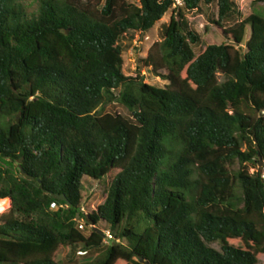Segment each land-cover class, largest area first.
I'll return each mask as SVG.
<instances>
[{
	"label": "trees",
	"instance_id": "1",
	"mask_svg": "<svg viewBox=\"0 0 264 264\" xmlns=\"http://www.w3.org/2000/svg\"><path fill=\"white\" fill-rule=\"evenodd\" d=\"M212 1L37 0L29 11L0 0V264H71L77 252L95 254L82 264L258 263L264 17L217 0L211 22L226 40L195 54L186 13ZM168 11L140 60L166 83L126 76L121 38ZM111 103L129 116L103 112ZM85 176L106 182L89 213Z\"/></svg>",
	"mask_w": 264,
	"mask_h": 264
},
{
	"label": "rangeland",
	"instance_id": "2",
	"mask_svg": "<svg viewBox=\"0 0 264 264\" xmlns=\"http://www.w3.org/2000/svg\"><path fill=\"white\" fill-rule=\"evenodd\" d=\"M26 5L29 11L36 8L37 0H22ZM132 2H137L138 0H129ZM237 9L240 12V18H245L250 15L252 12H258L261 16L264 17V3H254L252 0H232ZM217 0H213L211 4L205 5L201 4L198 10H193L186 13V17L190 26L200 35L201 42L200 45L194 47L195 54H198L200 51L205 49L209 44H220L226 40L222 33V28L214 25L211 22V19H217ZM171 15V11H168L159 22H157L150 30L147 32H129L121 38V43L123 46V67L122 71L126 76H135L138 71L144 75V80L146 83L154 85L156 87H162L166 81L161 79V77L154 76L151 74L147 68L143 67L140 63L142 58H145L149 48L156 41H159L161 38V24L167 22ZM250 34V29L247 28L245 35V40L248 39ZM219 82H222L225 78L221 75H217ZM103 112L108 113H119L124 116H129L127 109L120 104L111 103L103 107ZM264 165L263 161H259L257 167ZM250 171H253L250 168ZM106 182L104 180H94L89 177H83L82 179V206L85 213H89L92 210L96 211L98 205H100L105 198ZM10 208L9 204H0V215L6 212ZM100 228L108 229V226L100 222ZM85 233H89L87 228ZM111 240L107 242L110 243ZM212 247L218 249L219 245L217 243L212 244ZM69 252V249H62L61 252L57 255V260L68 261V256L66 255ZM95 254L92 253H83L77 252L75 255L74 262L71 264H82L86 261L93 259ZM257 264H264V255L259 257Z\"/></svg>",
	"mask_w": 264,
	"mask_h": 264
},
{
	"label": "built area",
	"instance_id": "3",
	"mask_svg": "<svg viewBox=\"0 0 264 264\" xmlns=\"http://www.w3.org/2000/svg\"><path fill=\"white\" fill-rule=\"evenodd\" d=\"M82 210L84 211L83 208H82ZM78 228L81 229V230L85 229V224H84L83 221L78 223ZM104 232H105V238L107 239V240L105 239V242H106V241H108L109 238H111V233L108 230L104 231Z\"/></svg>",
	"mask_w": 264,
	"mask_h": 264
},
{
	"label": "water",
	"instance_id": "4",
	"mask_svg": "<svg viewBox=\"0 0 264 264\" xmlns=\"http://www.w3.org/2000/svg\"><path fill=\"white\" fill-rule=\"evenodd\" d=\"M18 119V118H17ZM23 173V171H22ZM56 198H59V199H62V200H65V197L64 195H55ZM147 264V263H146Z\"/></svg>",
	"mask_w": 264,
	"mask_h": 264
}]
</instances>
